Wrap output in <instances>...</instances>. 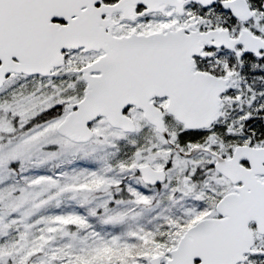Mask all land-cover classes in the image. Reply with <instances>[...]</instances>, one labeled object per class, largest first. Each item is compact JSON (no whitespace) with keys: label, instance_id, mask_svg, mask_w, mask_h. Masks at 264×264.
<instances>
[{"label":"snow or ice","instance_id":"snow-or-ice-1","mask_svg":"<svg viewBox=\"0 0 264 264\" xmlns=\"http://www.w3.org/2000/svg\"><path fill=\"white\" fill-rule=\"evenodd\" d=\"M0 264H264V0H0Z\"/></svg>","mask_w":264,"mask_h":264}]
</instances>
